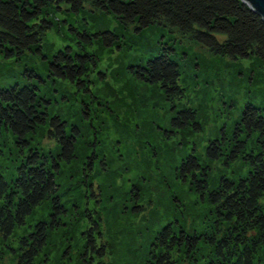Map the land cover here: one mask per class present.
I'll return each instance as SVG.
<instances>
[{
  "label": "trees",
  "instance_id": "trees-1",
  "mask_svg": "<svg viewBox=\"0 0 264 264\" xmlns=\"http://www.w3.org/2000/svg\"><path fill=\"white\" fill-rule=\"evenodd\" d=\"M63 10L110 13L138 36L128 43L116 30L88 31L68 24L71 41L48 50L45 35ZM151 27L177 31L182 40L191 39L215 58L253 59L258 68L237 76L247 100L232 139H211L205 148L210 160L240 158L248 166L246 173L220 175L210 188L211 167L194 153L172 166L173 177L207 201L211 216L201 229L163 225L148 242L141 264H264V20L242 0H0V52L17 60L30 55L40 63L24 67L21 83L0 86V136L5 130L19 154L4 172L0 163V245L16 250L20 264H102L107 251H113L102 238L106 212L87 208L84 198L90 194L99 203L104 188L120 193L115 181L122 172L148 181L150 175L139 176L140 165L160 174L159 181L167 180L163 145H155L135 126L118 128V140L103 134L105 118L119 121L120 113L129 117L131 108L126 99L110 100L103 88L102 93L94 89L95 79L107 81L94 45L119 52L133 47V58L122 63L124 72L140 85L158 88L173 107L168 129L158 130L165 140L181 130L201 128L197 110H175L174 100L184 90L181 67L172 45L141 37ZM191 66L200 70L201 62ZM212 74L221 83L220 73ZM59 102L63 108L55 110ZM140 105L133 110L137 115L151 110ZM37 137L54 141V146L39 149L32 142ZM3 145L0 140V157ZM139 190L133 183L125 193L138 197ZM143 209L138 205V212ZM36 212L40 218L30 223ZM61 229H66L65 246L54 257L52 236Z\"/></svg>",
  "mask_w": 264,
  "mask_h": 264
},
{
  "label": "rangeland",
  "instance_id": "rangeland-1",
  "mask_svg": "<svg viewBox=\"0 0 264 264\" xmlns=\"http://www.w3.org/2000/svg\"><path fill=\"white\" fill-rule=\"evenodd\" d=\"M68 24L88 31L116 30L119 34L125 35L124 37L128 43L129 41L133 42L138 36L132 28L125 29L122 27L110 13L80 11L78 14H69L67 10H63L58 12L55 26L45 35L44 44L48 50L71 41L68 37L71 33L67 28ZM141 37L156 43L158 41L169 43L175 48V58L181 67L179 84L183 86L184 90L183 95L175 99L173 104L175 110L186 107L197 110L201 128L193 130L190 127L177 132L173 138L165 140L158 130L168 129L173 107H170V102L160 93L158 88L140 85L124 72L122 63H126L133 58V47L126 49L124 52H119L111 51L106 47L101 49V47L94 45L93 49L99 52V69L106 73L107 80L105 83V81L98 82V79H95L94 89L100 91V88H103V91H107L104 93L108 94L110 100L118 98L117 102L119 100L121 102V100L126 99L131 108L129 117H124L123 112L120 113L119 121L113 122L110 118H105L103 134L105 136L110 134L113 137L115 135L118 140L116 131L118 128L127 126L134 129L133 126H135L138 131L144 132L146 138L155 145H163L166 148V164L169 166L165 169L169 171L165 174L167 180L164 182L159 181L160 174L156 171L152 173H149L150 171L145 172L144 166L140 165L138 174L144 178L145 175H150L148 181L142 179L141 182H138L134 179L135 174L122 172L123 177L121 175L115 181V184L121 185L120 193L112 194L104 188V196L97 198L101 199L99 203L90 194L87 198H84L87 208L98 210L103 214L106 212L104 220L101 222L102 238L106 243L105 245H110L113 251L112 253L107 251L102 264H109V261L111 264H116L115 260L117 258L128 260L130 264H141L148 242L166 223L180 225L187 230L192 228L201 229L208 224L211 208H209L207 201L203 200L196 191L191 190L188 183L181 182L173 177L172 166L178 165L181 159L189 153H194L203 165H210V188L215 185L220 175L238 176L245 174L248 168L240 158L227 163L225 159L221 158L220 160H210L205 155V148L211 139L220 141H230L232 139L235 122L241 113L244 102L247 100V95H244L246 87L237 76L241 77L248 70L251 74L252 71L258 68V63H252L253 59L215 58L199 44L192 42L191 39L182 40L177 31H170L168 28L151 27L143 32ZM149 41L144 42V44H150ZM124 47L126 46L124 45ZM195 61L197 63L201 62L200 70L191 66L192 62ZM39 64V60L30 55L17 60L6 58L0 52V86L13 84L14 82L21 83L22 76L20 73L24 67H37ZM212 72L220 73L221 83L220 78H215ZM261 73V75H264V68ZM121 91H125L126 95ZM117 102L113 101V108L117 107L115 105ZM136 103L141 104L140 107L145 104L147 109L151 110L147 111L146 115L142 113L137 115L133 111L139 109ZM61 108H63V105L59 102L55 110ZM95 126L97 127L96 124ZM223 135L225 139H223ZM0 140L5 142V145L2 146L4 155L0 157V163L3 166L2 171L4 172L12 164L13 159L17 160L19 158V154L14 151L11 137L5 130H3ZM121 140L124 141L125 139ZM104 141L105 143L109 142L106 138ZM32 142L39 149H48L54 146V141L46 137H37ZM109 181L107 179V182ZM133 183L139 185L138 197L136 195L130 197L125 193L131 190ZM165 183H168V185ZM143 185L146 186L145 189L142 188ZM106 195H108V198L105 197ZM112 195L114 201L111 200ZM138 205H142L144 209L138 212ZM81 207L80 205L79 210H81ZM92 216H94V213ZM38 218H40V214L36 212L29 219V222L32 223ZM81 219H86V216L82 213ZM80 224H83L81 227L85 228V220ZM64 231L66 229H61L60 232H56L52 236L55 242V245H53L55 248L53 250L54 257H56V252L65 246L66 238L62 236ZM13 241L15 239H11V242ZM71 243H74V241H71ZM75 247L78 254H81L79 241ZM76 248L74 249L76 250ZM15 252L16 250L11 251L0 245V264H20ZM64 262L67 263L65 260ZM97 263L99 262L96 261L95 264Z\"/></svg>",
  "mask_w": 264,
  "mask_h": 264
},
{
  "label": "water",
  "instance_id": "water-1",
  "mask_svg": "<svg viewBox=\"0 0 264 264\" xmlns=\"http://www.w3.org/2000/svg\"><path fill=\"white\" fill-rule=\"evenodd\" d=\"M247 6L264 20V0H242Z\"/></svg>",
  "mask_w": 264,
  "mask_h": 264
}]
</instances>
